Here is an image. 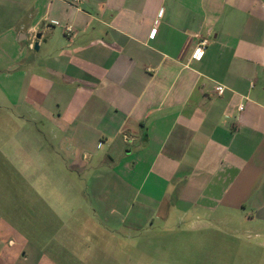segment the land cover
Masks as SVG:
<instances>
[{"label": "crops", "instance_id": "crops-1", "mask_svg": "<svg viewBox=\"0 0 264 264\" xmlns=\"http://www.w3.org/2000/svg\"><path fill=\"white\" fill-rule=\"evenodd\" d=\"M0 78L25 81L43 161L93 172L106 225L176 217L264 248V0H0ZM21 233L0 222V264H67Z\"/></svg>", "mask_w": 264, "mask_h": 264}, {"label": "rangeland", "instance_id": "rangeland-1", "mask_svg": "<svg viewBox=\"0 0 264 264\" xmlns=\"http://www.w3.org/2000/svg\"><path fill=\"white\" fill-rule=\"evenodd\" d=\"M31 52L41 57L35 45ZM16 79L0 78L1 223L20 227L24 240L58 239L67 264H264L261 240L243 230L236 236L224 232L218 241L221 233L192 232L176 217L154 215V226L145 222L138 231L131 228L132 219L123 232L106 225L95 211L101 196L93 194V172L79 176L68 162L41 158H51L53 148L46 149L43 118L23 103L25 81ZM76 236L77 249L69 243ZM92 241L101 246L92 251Z\"/></svg>", "mask_w": 264, "mask_h": 264}, {"label": "built area", "instance_id": "built-area-1", "mask_svg": "<svg viewBox=\"0 0 264 264\" xmlns=\"http://www.w3.org/2000/svg\"><path fill=\"white\" fill-rule=\"evenodd\" d=\"M75 2H80L81 0H74ZM68 32H72V28H69L68 29ZM208 44V41L204 40L203 42L200 43V45L198 46L197 50L195 51L194 53V58L195 59H201L202 55H203V52H204V49L205 47L207 46ZM218 92L219 93H223V90L222 88H217ZM241 110L243 109V107L240 108ZM125 139L126 140H129V138L127 136H125Z\"/></svg>", "mask_w": 264, "mask_h": 264}, {"label": "water", "instance_id": "water-1", "mask_svg": "<svg viewBox=\"0 0 264 264\" xmlns=\"http://www.w3.org/2000/svg\"><path fill=\"white\" fill-rule=\"evenodd\" d=\"M37 38L40 40V39L42 38V35H41V34L38 35ZM35 50H36V51H39V42H37V43L35 44Z\"/></svg>", "mask_w": 264, "mask_h": 264}]
</instances>
